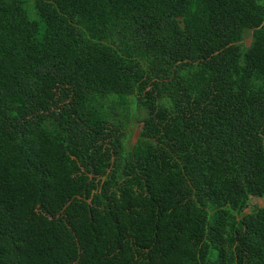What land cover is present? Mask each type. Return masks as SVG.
I'll return each instance as SVG.
<instances>
[{
	"label": "trees",
	"instance_id": "obj_1",
	"mask_svg": "<svg viewBox=\"0 0 264 264\" xmlns=\"http://www.w3.org/2000/svg\"><path fill=\"white\" fill-rule=\"evenodd\" d=\"M254 197L264 0H0V264H264Z\"/></svg>",
	"mask_w": 264,
	"mask_h": 264
},
{
	"label": "rangeland",
	"instance_id": "obj_2",
	"mask_svg": "<svg viewBox=\"0 0 264 264\" xmlns=\"http://www.w3.org/2000/svg\"><path fill=\"white\" fill-rule=\"evenodd\" d=\"M250 42H251V38L248 36L246 41H245V44L249 45ZM141 128H142V124L139 122L130 128L131 129V135H130L131 143H134L137 140V138L139 137V133L141 131ZM258 206L259 207L264 206V198H257V197L252 198L250 206H249L248 210L246 211V213L251 212L252 210H254V208H256Z\"/></svg>",
	"mask_w": 264,
	"mask_h": 264
}]
</instances>
